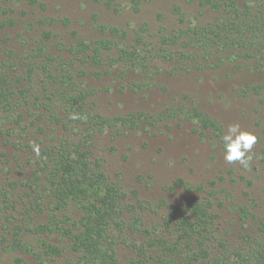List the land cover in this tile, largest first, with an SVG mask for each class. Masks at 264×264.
I'll use <instances>...</instances> for the list:
<instances>
[{"label": "rangeland", "instance_id": "1", "mask_svg": "<svg viewBox=\"0 0 264 264\" xmlns=\"http://www.w3.org/2000/svg\"><path fill=\"white\" fill-rule=\"evenodd\" d=\"M246 1L238 3L242 6ZM230 15L228 8L216 9L201 0H0V45L6 57L23 67L31 61L39 63L33 81L26 80L34 86L32 93L42 91L46 65L55 81L50 91L43 92L46 98L56 82H65L71 94L86 95L82 105L91 116H101L90 124L82 123L83 118L63 124L59 120L66 121L70 114L57 93L50 103L63 118L54 122L41 118L29 129L39 155L32 147L18 150L23 145L17 138L12 146L0 139V264H85L80 252L67 247L65 229L52 224L56 220L63 227L75 228V206H57L49 182L52 165L48 168L39 161L41 150L58 146L67 137L78 141L85 131L92 132L88 144L94 168L154 204L140 210L142 227L154 235H167L165 219L181 216L182 209L197 202L205 205L211 198L210 212L215 218L213 231L206 234L211 237L205 242L206 259L212 260L226 247L248 249L254 239L264 237V56L220 46L210 56L191 57L194 45L186 44L190 37L164 42V36L178 35L189 27H211ZM10 18L15 23L4 26ZM112 28L119 32L115 34ZM101 40L109 47L114 44L113 49L104 50L102 65L86 62V57L69 50L80 41L96 44ZM124 47L147 58L152 70L147 76L116 60ZM164 49L172 52L171 58L153 57ZM71 72L74 77L70 79ZM195 109L212 122L202 124ZM133 115L138 117L135 122ZM235 123L257 137L246 170L223 158L221 137ZM216 124L220 130L214 129ZM178 178L204 190L176 186ZM162 202L173 208L158 207ZM36 203H42L41 209ZM239 207L250 210L246 222ZM41 225L45 231L39 229ZM115 234L119 264H140L131 246L145 242L146 237L130 230ZM46 241L63 248L62 253H54ZM149 253L141 264H162ZM166 262L174 264L168 258Z\"/></svg>", "mask_w": 264, "mask_h": 264}, {"label": "trees", "instance_id": "2", "mask_svg": "<svg viewBox=\"0 0 264 264\" xmlns=\"http://www.w3.org/2000/svg\"><path fill=\"white\" fill-rule=\"evenodd\" d=\"M201 3L216 9L228 8L231 15L211 27H189L180 31L178 35L164 36V42L176 43L181 37H190L189 43L186 44L188 47L190 44L194 45L191 47L194 51L189 49L191 57L210 56L220 46L227 49L234 48L238 53L240 49L249 50L252 57L264 56V0H247L242 6L239 5L238 0H201ZM14 23L15 20L10 18L3 25ZM112 30L115 34L119 32L118 28H112ZM113 48L114 44L109 47L107 41L101 40L96 44L80 41L76 48L70 47L69 50L76 56L86 57V62L92 61L93 64L102 65L104 50ZM39 52L44 53L41 48ZM160 55L164 59L171 58L172 52L164 49L162 53L161 51L155 53L153 57ZM116 60L127 63L130 69L137 68L139 71L146 72V76L152 71L147 58L141 56L137 50L124 47L119 50V57ZM26 64V67H23V63L6 57L0 45V139L2 138L3 145L12 146L14 138H17V142L23 145L18 150H28L34 143L31 141L34 134L29 131L31 124L38 122L41 118H48L53 122L63 118L50 103L54 100V94L57 93L65 106L64 110L70 114L66 121L59 120L64 122L63 124L73 123L78 118L84 119L82 123L90 124L95 117L101 118L100 115L91 116V113H88L82 105L86 95L71 94L65 82H56L51 96L46 98L43 92L50 91V83L55 82L51 68L46 65L43 66L45 75L44 81L42 80L43 89L39 94L32 93L34 86L27 84L26 80L33 81V73L39 63L36 65L31 61ZM14 70L18 73L14 74ZM71 77H74L73 72L69 75L70 79ZM194 112L202 124L212 122L201 111L195 109ZM71 114L77 118H73ZM171 114H175V111H171ZM29 115L33 117L29 119ZM144 116L147 117V115ZM120 119L123 120L122 117ZM137 119L138 117L133 115L131 120L135 122ZM103 121L109 122L104 119ZM213 126L215 130L221 129L217 124ZM84 135L82 139L74 142L69 141L67 137L58 146L41 150L39 161L48 168H50L49 165L53 167L50 168L49 182L53 186V197L57 201V206H60L59 208L66 206L69 208L72 204L75 206L76 211L75 209L73 211L77 225L75 228L60 225L55 220L56 215L53 216L56 222L52 224L55 225V229H65L62 233L67 247L80 252V259L84 260L85 264H119L115 232L119 231L123 234L126 230L142 233L146 237L145 242L131 246L137 252L140 264L147 260L150 250L149 256L151 258L158 256L162 264L167 263V258L174 264H192L198 260H202L203 264H264V237L254 239L248 249L232 250L226 247L223 253L212 260L206 259L208 253L205 242L211 238L206 234L213 231L211 227L215 218V214L210 212V207L213 205L211 198L206 199L205 205L197 202L182 209L181 216L165 219L167 235L157 236L147 227H142L144 217L140 210L153 208L154 204L140 199L136 189L128 192L121 184L111 181L104 170L99 169L98 166L94 168L88 144L92 132L85 131ZM175 185H182L187 190H204V187L188 184L182 178H178ZM170 188L174 189L175 186L172 185ZM131 199L136 201H130ZM34 205L39 209L42 207V203ZM157 206L173 208L165 202L158 203ZM238 211L245 222L250 218L251 213L247 207H239ZM127 213L132 214L128 219L125 218ZM49 228L54 231L52 227ZM39 229L45 231L46 226L41 225ZM47 243V241L44 242L45 246L51 247L54 253H62L63 248ZM16 244L18 247L21 246L20 241ZM20 261L18 260L19 263Z\"/></svg>", "mask_w": 264, "mask_h": 264}, {"label": "clouds", "instance_id": "3", "mask_svg": "<svg viewBox=\"0 0 264 264\" xmlns=\"http://www.w3.org/2000/svg\"><path fill=\"white\" fill-rule=\"evenodd\" d=\"M221 139L224 145L225 162L239 163L243 169H248L252 161L250 153L257 142V137L251 132L242 130L241 126L235 123L227 126ZM32 150L39 155V145L33 143Z\"/></svg>", "mask_w": 264, "mask_h": 264}]
</instances>
